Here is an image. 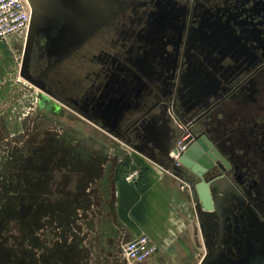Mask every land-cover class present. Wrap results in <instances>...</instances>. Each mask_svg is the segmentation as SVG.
Segmentation results:
<instances>
[{
  "label": "flooded vegetation",
  "instance_id": "obj_1",
  "mask_svg": "<svg viewBox=\"0 0 264 264\" xmlns=\"http://www.w3.org/2000/svg\"><path fill=\"white\" fill-rule=\"evenodd\" d=\"M37 1L43 16L50 0ZM52 8L29 68L48 91L41 99L117 138L136 139L156 122L173 145L182 135L184 152L205 135V163L191 165L202 167L201 177L181 164L170 169L199 212L206 248L199 264L210 255V264H264V0H114L106 22L63 56L67 0ZM123 92L139 111L112 128ZM200 180L212 212L199 208Z\"/></svg>",
  "mask_w": 264,
  "mask_h": 264
},
{
  "label": "rangeland",
  "instance_id": "obj_2",
  "mask_svg": "<svg viewBox=\"0 0 264 264\" xmlns=\"http://www.w3.org/2000/svg\"><path fill=\"white\" fill-rule=\"evenodd\" d=\"M11 42L14 80L0 102V264H128L122 245L131 236L116 223L107 185L126 166V146L114 138L102 145L100 138L112 134L42 100L20 76L24 39ZM13 108L20 120L8 128L2 115ZM182 140L179 134L175 147ZM158 252L142 264L158 263Z\"/></svg>",
  "mask_w": 264,
  "mask_h": 264
},
{
  "label": "crops",
  "instance_id": "obj_3",
  "mask_svg": "<svg viewBox=\"0 0 264 264\" xmlns=\"http://www.w3.org/2000/svg\"><path fill=\"white\" fill-rule=\"evenodd\" d=\"M15 39L10 37L0 42V102L5 98V86L14 80L8 73L14 63L10 52L14 51L11 41ZM153 91L158 92L155 89ZM19 116L13 108L8 112L5 110L2 118L10 128L11 124L20 120ZM138 134L142 135L136 139L117 138L110 134V139L99 140L102 145L112 146L114 138L126 146L125 154L121 155L126 166L118 174L116 172L111 181H106L113 189L116 223L131 238L140 234L150 237L159 250L158 263L155 261L154 264H199L206 251L202 248L203 231L197 216L198 209L189 202L188 194L181 189L179 178L168 172L174 162L171 154L176 141L173 145L166 127L156 122L140 128ZM133 172L137 176L128 182L126 177ZM192 215H196V218H192Z\"/></svg>",
  "mask_w": 264,
  "mask_h": 264
},
{
  "label": "water",
  "instance_id": "obj_4",
  "mask_svg": "<svg viewBox=\"0 0 264 264\" xmlns=\"http://www.w3.org/2000/svg\"><path fill=\"white\" fill-rule=\"evenodd\" d=\"M28 1L32 9L30 21L31 23L29 27V33L24 45V55L21 62L20 76L39 90L48 93V91L45 89L44 83L40 79L33 77L29 70L36 31L37 28H39L40 23V10L38 8L37 0ZM113 1L114 0H67L68 13L65 20L67 24V30L64 34V37L62 38V48H60L57 53L62 54V56L67 55L75 45L82 43L89 35L99 29V27H101L108 19ZM129 93L130 92H127L125 94L123 92L120 94L119 107L114 116V119L111 122L112 128H115L126 116V114H132L139 111V109H132L130 104L131 100L129 99V97H127L130 96ZM136 96H138L137 92L134 97ZM185 111H187V109ZM106 119L111 120V118L108 117L107 112ZM196 138L197 141L193 146L180 153L177 158V163L183 165L188 169H191L194 174H196L198 177H201V171L203 170L202 167L194 163L198 167L196 169L195 167L191 168V165L195 161L202 164L205 163L201 158L203 157V153L206 154V152H208V147L211 148V143L205 137V135H200ZM212 151L218 156V152L214 148H212ZM174 152H176V150H174ZM173 168L175 170L178 169V167L176 166H173ZM195 189L198 201L200 203L199 208L201 212H212L214 206L209 192L208 184L203 180H200L198 183H196ZM211 260L212 256L210 255L208 259H206L202 264H210Z\"/></svg>",
  "mask_w": 264,
  "mask_h": 264
},
{
  "label": "built area",
  "instance_id": "obj_5",
  "mask_svg": "<svg viewBox=\"0 0 264 264\" xmlns=\"http://www.w3.org/2000/svg\"><path fill=\"white\" fill-rule=\"evenodd\" d=\"M31 11L28 0H0V42L10 37L26 40L30 27ZM184 141L185 139L180 141L175 147L176 152L171 154L174 160L173 164H178L177 158L184 150ZM169 173L179 178L181 189L187 187L176 173L171 171ZM134 176H137L136 172L131 173L126 177V180L132 182ZM157 251V245L146 234H140L126 240L122 245V255L128 264L145 263L155 256Z\"/></svg>",
  "mask_w": 264,
  "mask_h": 264
},
{
  "label": "bare ground",
  "instance_id": "obj_6",
  "mask_svg": "<svg viewBox=\"0 0 264 264\" xmlns=\"http://www.w3.org/2000/svg\"><path fill=\"white\" fill-rule=\"evenodd\" d=\"M31 23V22H30ZM29 33V32H28ZM27 36H28V34H27ZM27 36H26V38H27ZM24 41H26V40H24ZM24 45H25V42H24Z\"/></svg>",
  "mask_w": 264,
  "mask_h": 264
},
{
  "label": "trees",
  "instance_id": "obj_7",
  "mask_svg": "<svg viewBox=\"0 0 264 264\" xmlns=\"http://www.w3.org/2000/svg\"><path fill=\"white\" fill-rule=\"evenodd\" d=\"M62 243V242H61Z\"/></svg>",
  "mask_w": 264,
  "mask_h": 264
}]
</instances>
